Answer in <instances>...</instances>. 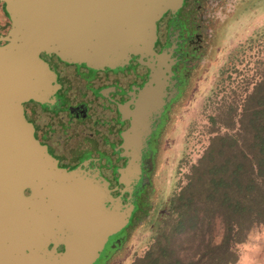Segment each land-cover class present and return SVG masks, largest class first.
Returning <instances> with one entry per match:
<instances>
[{
  "label": "water",
  "instance_id": "95a60500",
  "mask_svg": "<svg viewBox=\"0 0 264 264\" xmlns=\"http://www.w3.org/2000/svg\"><path fill=\"white\" fill-rule=\"evenodd\" d=\"M180 1L0 0L9 22L0 35V264H96L127 226L152 118L169 85L168 55L153 48L156 21ZM40 53L94 69L122 68L138 56L149 68L143 87L119 106L130 120L121 134L128 157L121 185L109 187L95 169L60 167L34 136L24 103L51 104L57 87Z\"/></svg>",
  "mask_w": 264,
  "mask_h": 264
},
{
  "label": "flooded vegetation",
  "instance_id": "af4514ba",
  "mask_svg": "<svg viewBox=\"0 0 264 264\" xmlns=\"http://www.w3.org/2000/svg\"><path fill=\"white\" fill-rule=\"evenodd\" d=\"M230 11V0H181L174 10L167 9L156 21L153 48L168 55L169 85L159 112L152 118L141 158L143 181L133 193L134 203L142 189H145L143 198H147L166 120L204 65L218 26ZM7 22L0 16V35L6 33L9 25L5 30L2 27ZM40 57L54 72L57 87L51 104L24 103L25 117L33 125L34 136L60 167L77 171L95 169L109 187L121 185L119 169L128 160L122 155L121 134L130 126V120L122 116L119 106L129 102L131 95L143 87L149 78V68L139 63L138 56H132L122 68L113 69L68 63L54 54L40 53ZM128 107L132 109L133 104ZM84 158L89 159L86 165L81 164ZM125 228L109 241L96 264L111 262L126 239ZM62 248L60 245L59 249Z\"/></svg>",
  "mask_w": 264,
  "mask_h": 264
},
{
  "label": "trees",
  "instance_id": "16d2710c",
  "mask_svg": "<svg viewBox=\"0 0 264 264\" xmlns=\"http://www.w3.org/2000/svg\"><path fill=\"white\" fill-rule=\"evenodd\" d=\"M233 111L211 116V129H232ZM144 192L125 231L148 218L153 242L131 264H234L237 245L264 226V75L244 98L236 130L211 138L181 191L155 212Z\"/></svg>",
  "mask_w": 264,
  "mask_h": 264
},
{
  "label": "rangeland",
  "instance_id": "374dc122",
  "mask_svg": "<svg viewBox=\"0 0 264 264\" xmlns=\"http://www.w3.org/2000/svg\"><path fill=\"white\" fill-rule=\"evenodd\" d=\"M230 3L232 11L221 20L204 65L166 120L146 198L150 212L162 209L187 184L191 168L186 176L179 173L188 153L204 147L203 154L214 135L236 130L244 98L264 75V0ZM230 105L235 126L230 129L218 123L211 129L210 117ZM153 234L151 222L142 217L127 230L124 243L106 264H131L149 248ZM237 251L234 264H264V226L253 228Z\"/></svg>",
  "mask_w": 264,
  "mask_h": 264
},
{
  "label": "built area",
  "instance_id": "2783aa9c",
  "mask_svg": "<svg viewBox=\"0 0 264 264\" xmlns=\"http://www.w3.org/2000/svg\"><path fill=\"white\" fill-rule=\"evenodd\" d=\"M202 149H204V147L201 148V150H199L197 153L196 152L188 153V156H187V159H186V163H184V165H182V168L180 169V173L179 174L182 175V177L184 176V174L186 176V174H188L187 173L188 169L192 168L198 162V160L201 158Z\"/></svg>",
  "mask_w": 264,
  "mask_h": 264
}]
</instances>
